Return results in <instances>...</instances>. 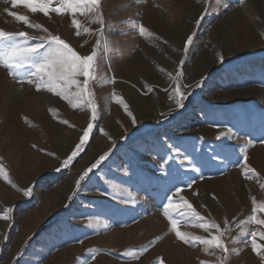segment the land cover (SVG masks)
Wrapping results in <instances>:
<instances>
[{
    "label": "rangeland",
    "instance_id": "374dc122",
    "mask_svg": "<svg viewBox=\"0 0 264 264\" xmlns=\"http://www.w3.org/2000/svg\"><path fill=\"white\" fill-rule=\"evenodd\" d=\"M0 264H264V0H0Z\"/></svg>",
    "mask_w": 264,
    "mask_h": 264
}]
</instances>
